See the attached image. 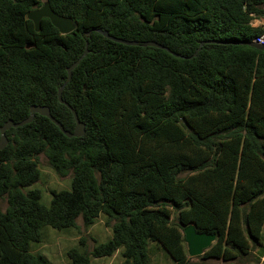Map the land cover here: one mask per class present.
Masks as SVG:
<instances>
[{"label": "trees", "instance_id": "obj_1", "mask_svg": "<svg viewBox=\"0 0 264 264\" xmlns=\"http://www.w3.org/2000/svg\"><path fill=\"white\" fill-rule=\"evenodd\" d=\"M199 1L204 16L194 17L177 0H46L76 26L91 15L99 24L87 31L90 36L78 28L69 34L71 47L54 37L46 54L33 55L30 37L41 32L27 16L42 1L0 0V138L5 123L24 121L32 106L49 107L66 131H74V115L58 93L89 43L63 91L85 135L69 138L39 114L6 132L0 198L8 207L0 208V264H51L30 251L43 228H78L79 218L88 228L101 215L112 238L92 251L82 249V239L67 252L71 264L119 251L122 264H151L150 243L161 245L175 264H236L264 247V50L237 43L264 34L252 26L264 17V0ZM42 22L61 34L49 19ZM98 30L139 45L116 43ZM212 40L227 44L207 43L194 56L201 42ZM148 41L169 51L142 46ZM143 81L168 90L160 106L136 117L126 134L99 128L90 93L109 103L130 93L142 104ZM213 115L235 120L208 136L186 123ZM40 155L58 175L72 174L70 189L52 191L49 206L39 189H30L41 179ZM190 225L216 235L200 262L189 256L184 230Z\"/></svg>", "mask_w": 264, "mask_h": 264}, {"label": "rangeland", "instance_id": "obj_2", "mask_svg": "<svg viewBox=\"0 0 264 264\" xmlns=\"http://www.w3.org/2000/svg\"><path fill=\"white\" fill-rule=\"evenodd\" d=\"M43 5L46 0H41ZM182 4L188 5L193 11L194 17L204 16V9L200 5L199 0H177ZM259 20L260 18H256ZM99 24L97 15H91L86 21L77 23L80 31L87 32L90 28L97 27ZM40 36L31 38V46L33 55L46 54L47 43L54 37L63 40L67 47L74 45V38L70 35H53L55 34L48 24H41ZM22 39V43H23ZM168 90L161 84L154 81H143L141 84L140 103L138 104L130 93H123L119 96L115 103L104 101L98 93H90L92 106V118L101 129H106L115 134H126L130 131L133 120L147 112H151L160 106L161 100L167 97ZM95 112V114L93 113ZM241 117V116H240ZM235 117L231 115H213L208 118L187 119V125L190 129L201 136H208L215 131L227 127ZM39 167L41 170V179L30 189H39L42 192L41 202L49 206L52 200V191H60L70 189L72 174L62 177L51 167L45 155L39 156ZM8 207L7 198H0V208L5 211ZM107 217L101 215L91 227L85 228L82 218L77 220L78 228H69L64 230H56L51 227H45L42 230L41 242H33L30 251L34 254L45 256L51 264H71V260L67 256L68 250L79 247L83 239V250L92 251L97 244L107 242L112 238V228L106 225ZM113 222L111 223V225ZM264 234V230H263ZM257 249H254L255 251ZM259 255V254H258ZM262 256L249 254L240 257L236 264H261ZM193 262H200L198 257L191 258ZM124 261L121 252L116 253L113 257L95 259L92 258L91 264H122ZM172 261V260H171ZM173 263V262H172ZM207 264H222V261L209 260ZM154 264V261H152Z\"/></svg>", "mask_w": 264, "mask_h": 264}, {"label": "water", "instance_id": "obj_3", "mask_svg": "<svg viewBox=\"0 0 264 264\" xmlns=\"http://www.w3.org/2000/svg\"><path fill=\"white\" fill-rule=\"evenodd\" d=\"M264 6V5H263ZM27 18L31 20L34 23L35 30L40 31L41 24L43 19H49L53 26L59 30V32L63 35H69L77 30V26L74 22V20L71 17H64L57 12H55L50 4L46 2L41 8H38L36 10L31 11ZM103 36L106 38L123 45H139L137 42H129L124 39H119L114 36H111L107 32H103L101 30H98ZM91 32H87V36H90ZM207 43H217V44H227L220 41H203L200 44V47L198 51L195 53L194 56H197V54L202 50L203 45ZM238 44H247L251 45L257 49L264 50V46H261L257 44L256 42H237ZM144 47H156L159 49L168 50V48L152 41H148L142 44ZM89 54V43L86 42L85 52L84 54L72 65L67 69V79L64 83V85L59 89L58 98L60 103L66 105L73 113L76 126L74 131L71 133L69 131H66L62 124L57 121L51 114V110L49 107L46 106H32L30 109V116L25 119L24 121L20 123H14L13 121H8L5 123V125L1 128V138H0V150L4 149L7 144L9 143V140L6 136V132L10 130L11 128H19L26 124L31 123L34 120V117L36 114H39L41 116L49 118L57 127L60 128V130L69 138L72 137H83L86 133L85 124L79 119V116L77 112L67 103L63 100V91L64 88L67 86V84L71 81L73 76V71L80 65L82 60ZM185 234V240L188 245L189 250V256L190 257H198L201 256L206 249H208L215 241H216V235H206L202 233H198L193 225H190L184 230ZM264 264V263H262Z\"/></svg>", "mask_w": 264, "mask_h": 264}, {"label": "crops", "instance_id": "obj_4", "mask_svg": "<svg viewBox=\"0 0 264 264\" xmlns=\"http://www.w3.org/2000/svg\"><path fill=\"white\" fill-rule=\"evenodd\" d=\"M252 26L255 28H263L264 29V17H261L259 20L255 19L252 22ZM148 250H149V256L151 259V264H152V261H154V264H175L173 262V260L169 257V255L165 252V250L162 248L161 245H159L157 243H150ZM118 253H120V251L117 252V254ZM252 253L256 254L257 256H259V255L262 256L261 257L262 261H264V247L260 250L257 249L255 251H252L251 254ZM222 264H224V263L222 262Z\"/></svg>", "mask_w": 264, "mask_h": 264}, {"label": "built area", "instance_id": "obj_5", "mask_svg": "<svg viewBox=\"0 0 264 264\" xmlns=\"http://www.w3.org/2000/svg\"><path fill=\"white\" fill-rule=\"evenodd\" d=\"M253 41L261 46H264V34L255 38Z\"/></svg>", "mask_w": 264, "mask_h": 264}]
</instances>
